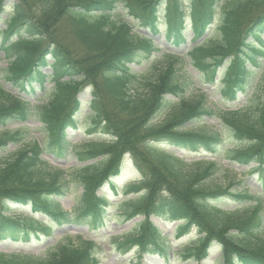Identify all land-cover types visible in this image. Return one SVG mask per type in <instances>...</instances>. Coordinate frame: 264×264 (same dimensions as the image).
Segmentation results:
<instances>
[{
	"label": "trees",
	"instance_id": "1",
	"mask_svg": "<svg viewBox=\"0 0 264 264\" xmlns=\"http://www.w3.org/2000/svg\"><path fill=\"white\" fill-rule=\"evenodd\" d=\"M6 1L0 0V23L5 25L0 29V51L7 63L0 69V128L32 118L44 137L25 142L24 127L0 134V153L16 146L8 159L0 160V241L31 243L49 237L54 224L85 219L91 220L92 229L103 228L107 199L98 191L106 184L114 187L112 178L118 175L124 154H129L141 180L122 190L125 197H133L115 204L117 218L123 223L143 219L111 238L112 250L133 254V264L146 256L168 261L173 255L171 242L149 220L153 216L179 222L175 239L195 231L194 242L181 248L185 262L199 264L218 245L222 264H264L263 191L240 194L229 187L211 188L207 181L216 163L190 169L161 149L167 145L207 153L240 167L256 164L254 171L264 187V93L240 109L205 107L203 97L190 100L184 96L187 81H177L176 58L154 57L158 50L151 35L136 30L157 35L164 11L165 38L179 48L186 44L189 18L192 66L212 84L226 63L220 75L222 94L234 102L246 94L264 59V0H189L187 6L183 0H14L5 5ZM6 8L11 11L3 20ZM117 10L134 20L135 28ZM216 21L218 36L213 39L207 33ZM143 61L148 64L144 72H131V64ZM4 83L26 95L44 91L38 99L42 103L14 96ZM48 83L52 87L45 88ZM84 88L90 89L91 97L85 118L107 139L71 146L67 131L77 129V114L84 105L78 95ZM168 97L176 105L160 120L171 103ZM205 117L228 129L232 148L220 133L185 129ZM69 153L87 164L64 173L43 158ZM74 174L80 193L67 212L57 200L64 197ZM227 199L235 208L225 211L220 204ZM99 250L96 240L66 236L41 256L0 253V264H97Z\"/></svg>",
	"mask_w": 264,
	"mask_h": 264
},
{
	"label": "rangeland",
	"instance_id": "2",
	"mask_svg": "<svg viewBox=\"0 0 264 264\" xmlns=\"http://www.w3.org/2000/svg\"><path fill=\"white\" fill-rule=\"evenodd\" d=\"M189 0H183L184 5L187 6ZM14 0H7L4 4L10 5ZM163 10V7L162 9ZM11 9L7 8L2 19H5L10 13ZM117 15H122L120 18L128 23L130 26L135 28L134 20H131L129 17L126 18L121 10H117ZM3 28V25L0 24V29ZM141 33L151 35L152 43L158 51L154 54V57L160 58L163 55L176 58V68H177V81H187L188 89L187 93L184 95L190 100L200 101L204 103L205 107H215L217 110H228V109H240L246 105L250 99H255L261 96L264 93V59L260 60L259 66L256 68L254 74L252 75L250 82L248 83V88L245 95H239L237 99L232 102L229 100V96L221 94L222 91V82L221 77H217L213 85H209L206 81L200 77V73L193 68L190 58L188 57V52L192 48L193 43V34L191 23L188 21L185 31V40L186 44L176 48L171 45V42L167 41L165 38V14L164 11L160 14V26L158 28L159 33L153 35L148 33L144 29L136 28ZM137 30V31H138ZM207 35L215 39L218 36L217 32V21L216 24L211 27ZM264 37V35H263ZM160 61V60H159ZM154 64H158V61H154ZM148 64L141 62L140 64L133 63L130 65V70L133 73H142L147 68ZM227 64H224L220 69L219 73L222 74V69L225 68ZM7 63L3 58V54L0 51V69H5ZM44 73L49 74L50 69H44ZM152 72V70H151ZM52 85L47 84L45 88H50ZM5 89L12 92L14 96L23 98L34 105H40L42 100L40 99L44 95V91L37 90L34 96L26 95L20 93L17 89L12 88L8 83H4ZM90 89L84 88L78 95V98L84 103L80 112L77 114V129L67 131V140L71 146L79 145L81 143H86L90 141H103L107 138L97 133L95 130H92L90 120L85 118L88 115V107L85 105L90 101ZM170 100V104L162 111L159 116L162 120L167 116L168 111H171L173 106L176 105V100L167 98ZM174 109V108H173ZM173 111V110H172ZM159 121H155L158 123ZM41 125L35 119H29L25 123H14L10 124L5 128H0V134L3 131H14L21 127H24L28 130L26 141L31 139H37L39 141L43 140V133L39 130ZM185 129L187 131H197L205 134L208 133H220L227 147L232 148L234 143L231 139V136L228 133V129L223 127V125L216 120L215 118H202L199 121H193L186 124ZM15 145H10L6 151L0 153V160H6L10 157L11 153L15 150ZM70 148V146H69ZM68 148V149H69ZM167 153H172L176 158L182 160L188 165L190 169H195L198 166L204 165L207 162L216 163V170L213 175L208 179L207 185L211 188L214 187H230L231 193H249V194H259L261 191L264 193V187L260 181H258V174L255 173L254 169L256 164H252L249 167H240L236 164H232L228 161L222 160L221 158L214 157L207 153L201 154H192L184 150L175 149L170 146H162L161 148ZM44 160L53 167L54 169L61 170L64 173H73L77 169H81L85 166V163H79L74 157L69 153L66 157L60 158L57 155L54 157L45 154ZM124 161L119 166V172L116 177L113 178L115 187L111 188L109 185H105L98 194L100 196H105L107 201V216L108 219L103 228L92 229V224L90 219L81 220L78 222H72L69 224H63L57 226L54 224V228L51 232V235L46 238H41L38 240L32 241L31 243L24 242H11L9 240L0 241V253H23L34 256H41L46 247H51L56 245L66 236L76 237L81 236L86 239L96 240L101 246L100 252L96 255L97 264H133L135 258L133 254L122 255L115 250H112L110 246L111 238L120 236L123 233L130 231L135 224L139 223L142 218H135L130 222H121L118 219L119 211L115 207V204L124 200L125 198H132L133 196L125 197L124 193L122 194L123 187L126 185L136 182L140 177V173L134 166V160L131 156L126 155ZM199 164V165H198ZM218 168V169H217ZM67 191L65 192L64 197L57 200L62 210L70 212L74 203L75 197L79 195L80 188L77 185V174H74L73 180L66 186ZM225 211L235 208V204L232 199H227L222 201L220 204ZM24 215H27L26 210H22ZM32 217L34 214L31 215ZM39 220H44L42 217H37ZM151 220L156 225V227L162 232L164 236H168V240L171 242L173 255L171 258L166 261L159 257H145L140 264H193L183 261V255L181 253V248L193 243L196 238L195 231L184 235L179 239H175L173 231L176 226L179 224L163 222L160 219L151 217ZM201 264H221L220 261V248L218 246H213L209 250V256Z\"/></svg>",
	"mask_w": 264,
	"mask_h": 264
}]
</instances>
